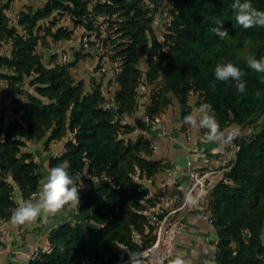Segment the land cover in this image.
Masks as SVG:
<instances>
[{"label":"trees","instance_id":"trees-1","mask_svg":"<svg viewBox=\"0 0 264 264\" xmlns=\"http://www.w3.org/2000/svg\"><path fill=\"white\" fill-rule=\"evenodd\" d=\"M150 1L154 9L169 5L162 40L151 2L143 7L140 0H46L19 12L14 23L5 12L11 0L0 5V45L9 46L0 54V79L24 95L13 99L11 116L0 107V220L11 221L39 189L40 167L29 143L47 149L62 141L61 152L48 156L46 168L67 161L69 174L82 183L77 219L53 227L48 248L28 264H136L139 254L155 244L169 208L159 206L146 183L154 184L163 159L156 158V147L145 135L131 136L135 128L127 121L140 112L136 64L141 58L144 82L160 77V89L143 106L149 116L161 117L172 98L179 103L181 121L210 104L227 134L264 116V74L245 66L246 53L264 58V27L237 24L233 0ZM251 3L264 11V0ZM65 15L80 26L82 37L88 36L89 47L81 45L65 63L52 57L46 65L41 48L49 40L71 37L72 30L56 26ZM214 27L229 36L221 40ZM105 31L112 45L102 37ZM89 55L94 65L105 63V85L93 77L88 84L73 77L77 60ZM227 62L245 71V93L237 91L235 81L210 87L215 66ZM24 83L31 91L19 89ZM232 142L234 157L206 188L205 212L215 234L210 262L264 264V126L256 123L251 134Z\"/></svg>","mask_w":264,"mask_h":264},{"label":"crops","instance_id":"crops-1","mask_svg":"<svg viewBox=\"0 0 264 264\" xmlns=\"http://www.w3.org/2000/svg\"><path fill=\"white\" fill-rule=\"evenodd\" d=\"M5 1L0 0V5ZM45 1L11 0L9 8L5 12L10 23H14L19 12L24 11L29 6L41 7ZM64 19V17L60 18L56 26L72 30L71 37L68 40L63 39L54 43L49 40L48 47L44 49L40 47L43 53L41 60L46 65L50 64L52 57L55 62H61L62 54H66L68 60L74 59L75 51L81 48V29L78 26L73 27L69 18L67 23L62 24ZM8 50V45H0V54ZM91 60L89 57L87 59L80 57L77 60L76 65L84 61L89 67L86 70L88 72L78 73L76 80H83L85 84H88L89 80L86 77L91 68L92 62H89ZM20 88L31 91L26 83L22 84ZM23 97V92L19 93L17 90L10 89L6 80L0 79V107L4 109L8 117L12 115L13 99H23ZM197 110L195 109L194 113ZM142 112L140 108V112L132 116L134 119L130 117L127 121L134 126L135 132L145 135L150 143L156 145V158L163 159L162 171L155 177L154 184L151 185L147 182L146 186L150 190V196H157L160 207L169 208L166 213L168 215L167 222L169 228L174 226L175 231L162 237L160 243L164 242L163 245L166 249L157 245L147 256L140 253L141 258L135 263L157 264L158 258L165 256L167 258L165 264H169V261L177 255H183L185 259L190 261V264L210 262L214 252V230L206 212L199 205L193 207L185 201L187 194L195 197V192L189 193L190 181L184 164L189 158L192 164L198 168L213 169L215 171L214 177L217 180L218 175L225 170L222 167L228 163L230 158L228 154L230 143L223 141L208 143L205 135L201 133V129L191 128L188 125L183 127L179 117L178 124L173 123L176 130H173L172 133L168 121H166L168 124H164V129L147 128L139 117ZM187 131L189 137L186 134ZM224 133L227 135L226 132ZM33 144H28L30 151ZM60 152L61 150H58V153ZM47 172L48 169L45 167V171L42 169L41 173L46 177ZM75 214L77 215L76 209H73L55 217L41 216L31 226H18L10 220H0V264H27L28 258L35 250L48 248L49 231L64 220H76Z\"/></svg>","mask_w":264,"mask_h":264},{"label":"clouds","instance_id":"clouds-1","mask_svg":"<svg viewBox=\"0 0 264 264\" xmlns=\"http://www.w3.org/2000/svg\"><path fill=\"white\" fill-rule=\"evenodd\" d=\"M231 8L235 12L236 23L244 29L264 27V11L254 7L251 0H233ZM212 31L221 40L229 36L226 30H222V27H214ZM245 66L256 73L264 74V58L257 59L250 52L246 53ZM245 75L244 70L231 62L217 64L214 69L215 80L210 83V87L215 89L216 81H235L237 91L243 94L247 90L246 82L242 79ZM256 95L260 96L261 93L257 91ZM181 124L191 128L205 129V139L208 143L220 141L231 143L238 135L235 130L225 135L210 104H204L196 113L184 116ZM69 167L70 165L65 161L49 168L39 192L34 197L25 200L12 213V223L18 226H31L41 216L55 217L65 214L66 211L78 209L79 191L82 187L81 178L71 176L68 171ZM185 201L193 207L199 203L198 198L191 194L185 196ZM166 259L165 256L159 257L157 264H165ZM169 264H190V261L183 255H177L169 261ZM205 264H212V262L206 261Z\"/></svg>","mask_w":264,"mask_h":264},{"label":"rangeland","instance_id":"rangeland-1","mask_svg":"<svg viewBox=\"0 0 264 264\" xmlns=\"http://www.w3.org/2000/svg\"><path fill=\"white\" fill-rule=\"evenodd\" d=\"M149 2H151L150 0H140V5H143V7H145V6H147L148 5V3ZM149 7H150V13H152V14H154V29H155V31H156V33H157V36L159 37V39H161L162 40V34L164 33V32H166L167 31V25H168V22H170V17L168 16V8H169V5H167V4H164L163 6H161V7H159V8H157V9H154V5H153V3L151 2L150 4H149ZM64 21H63V23L62 24H64V22L65 23H67L68 22V15H65L64 16ZM69 24V23H68ZM105 25H103V27H104ZM73 27H75V26H73ZM78 27H80V26H78ZM102 28V27H101ZM168 32V31H167ZM110 32H107V31H105V35L104 34H102V37H104L105 38V36H107L108 37V41H109V44L110 45H112V43H111V41H110V37L109 36H111L110 34H109ZM93 35L95 36V34H94V32H93ZM93 36V37H94ZM87 57H89V58H91L90 57V55L89 56H86V59H87ZM84 59V58H83ZM92 59V58H91ZM72 60V59H71ZM89 62H92V64H91V68L89 69L90 71H89V73L87 74V80H89L90 81V79H92L91 77H93L94 78V80L96 81V83H98V84H103V85H105L106 84V82H107V77H106V75L104 74V73H98L97 72V70H94L93 68H94V66H96V65H93V63H94V60H91V61H89ZM143 62H144V60L141 58L140 60H139V62H137V64H136V68H137V70L139 71V76H138V78H139V81H137L138 83H137V86H138V90L137 91H139V93H138V95H140V100H142V103L141 104H139V108H142V113L139 115V117L141 118V120H142V122H143V116H144V114L146 113L145 112V109H143V106L145 105V104H147V102L149 103L150 102V100H151V94H153V92H157L158 91V89H160V77L158 76L153 82H147V83H145L144 82V76H143V73L144 74H146V67L144 66V64H143ZM90 64V63H89ZM89 66H88V64H86V62H84V61H81V63H79V64H75V66L73 67V69L71 70V72H72V75H73V77L74 78H77L78 77V73H86V72H88V71H86V70H88L87 68H88ZM93 86H91V88H92ZM31 89V88H30ZM107 95V94H106ZM192 100H193V102L195 101V99H196V97L195 96H193L192 98H191ZM168 107V108H167ZM194 112V111H193ZM180 113V110H179V103H178V101H177V99L176 98H172L171 99V104L169 105V106H165V107H163V110H162V112H161V119H162V121L164 122L163 123V125L164 124H168L169 123V128L171 129V133L173 132V130H176L175 128H174V124H178L177 122H179V120H178V114ZM193 114V113H192ZM138 117V118H139ZM131 118H133L134 119V117H131ZM136 118V117H135ZM166 121H168V123H166ZM181 121V120H180ZM144 123V122H143ZM174 123V124H173ZM257 123L258 124H260V125H263L264 126V116L262 117H260L259 119H258V121H257ZM183 127L184 126H186V125H182ZM186 128V127H185ZM164 129V128H163ZM239 128H237V129H235V131L236 130H238ZM244 129V128H243ZM233 131V130H232ZM230 132V131H229ZM170 133V135L171 136H173V134H171ZM252 132H250V133H248L247 135H249V134H251ZM137 135L138 133L136 132V133H133V134H131V136H133V135ZM135 135V136H136ZM132 139H134V137L132 138ZM62 144H63V142L62 141H60V142H56V143H53L52 145H50V147L49 148H47V149H44V147H43V145L42 144H36V143H34L33 145H32V152H33V155H34V158L37 160V162L39 163V167H40V172H42V169L45 171V167H46V162H47V157L48 156H50V155H55V154H57L58 153V150L60 151V150H62ZM154 149V148H153ZM215 174V173H214ZM214 174H210V177H209V180H213V179H216L215 177H214ZM45 176H43V174L41 173V179H40V184H39V190L41 189V187H42V184H43V182H44V180H45ZM208 180V179H207ZM147 184V183H146ZM211 184V183H210ZM212 184H213V182H212ZM211 184V185H212ZM204 195H205V193H203ZM206 209V208H205ZM75 217H77V215L75 214ZM175 229V228H174ZM163 234H166V233H163ZM168 235V234H167ZM166 236V235H165ZM164 244V242L163 243H161L160 244V246L159 247H161L162 246V248H164V249H166V247L163 245ZM154 249V248H153ZM153 251V250H152ZM145 252H147V250H145V251H143V252H141V254H144ZM150 253V251H148V254ZM157 253V252H156ZM147 254V255H148ZM146 255V256H147Z\"/></svg>","mask_w":264,"mask_h":264},{"label":"built area","instance_id":"built-area-1","mask_svg":"<svg viewBox=\"0 0 264 264\" xmlns=\"http://www.w3.org/2000/svg\"><path fill=\"white\" fill-rule=\"evenodd\" d=\"M89 40L90 39L88 38V36H83L81 38V45L84 49H88ZM67 61H68V58L66 54H62L61 62L65 63ZM96 66L97 67L95 70H97L98 73H107V67L104 62L99 61L96 63ZM258 119L246 125L244 129L240 128L236 130L238 132V136L247 135L248 133L252 132ZM143 122L147 128L148 127L159 128V129L164 128L163 121L160 116H149L145 113L143 116ZM186 134L189 137L188 131L186 132ZM151 145L153 148L156 147V145H153L152 143ZM236 150H237L236 145L233 142H231L230 150L228 152L230 158L234 157ZM184 165L187 170V175L190 181L189 193L195 192V198H198V201H199L198 205L205 211L206 203H207L206 188L211 186L212 182L216 180V179L209 180L210 174L211 173L214 174V171L211 169H207L203 171L199 170L198 167L192 164V161L189 158L187 159ZM203 193H205V195ZM36 194L37 192L33 193L32 196L34 197ZM167 220H168V215H166L160 222V225L157 230V240L155 244L152 247H150L147 250V252L143 254V256H146L148 254V251H151L153 248L157 247V245L160 244V241L164 235L170 234L171 232L175 231L174 226H171V228H169L170 226L168 225L169 223L167 222ZM163 233H166V234H163ZM37 253L38 251L35 250V252L30 255V257L28 258L27 264L29 263V260H32L37 255Z\"/></svg>","mask_w":264,"mask_h":264}]
</instances>
